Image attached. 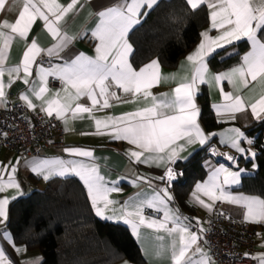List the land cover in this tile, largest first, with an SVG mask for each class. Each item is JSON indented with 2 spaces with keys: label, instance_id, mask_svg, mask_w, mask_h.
I'll list each match as a JSON object with an SVG mask.
<instances>
[{
  "label": "snow or ice",
  "instance_id": "obj_1",
  "mask_svg": "<svg viewBox=\"0 0 264 264\" xmlns=\"http://www.w3.org/2000/svg\"><path fill=\"white\" fill-rule=\"evenodd\" d=\"M22 10L18 12L14 21L7 18L0 20V106H6L5 88L10 87L15 79H23V83L30 85L29 77L32 76L33 65L41 52L46 51L49 57L59 54L68 47L75 36H70L61 28V22L65 17L76 10L80 0H70L67 5L59 3V0H20ZM187 5L195 11L202 5L209 10L210 29L218 35L211 36L209 31L201 34L202 41L197 49L187 56L186 60L191 69V76L181 78L178 86L174 89L171 97L165 94L158 98L151 92L154 86H158L162 80L160 62L154 59L137 70L130 62L133 52L132 44L129 43V33L140 25L142 19L147 16L159 0H124L116 6L108 7L98 12V23L92 31V36L99 42L95 48L96 55L90 57L84 54L77 55L64 65H57L45 69L39 66L40 86L30 85V93L36 99L44 100L48 92L47 80L49 76L59 79L64 87L60 93H55V99H48L41 106V110L47 115L65 119L71 111L73 118L77 114L91 113L97 105L100 109L111 107V100H120L117 90L132 97L151 98V104L135 111L125 113L118 117L105 116L104 118L92 117L95 121L97 132L95 134H107L113 139L124 140L134 145L137 150L128 153L136 163L168 165L165 175L159 177L171 183L177 178L174 165L181 159L180 153L185 145L199 143L204 145L211 135L206 134L198 123L200 109L196 104V96L200 85H219L227 81L233 85V92H224L222 104L214 105L218 117H227L234 120L237 113L246 111L249 107L251 114L257 120H264V0H186ZM83 5H81L82 7ZM13 10L9 0H0V13ZM143 12V16H142ZM37 19L43 21L47 32L55 40V43L42 49L34 39L26 46L21 64L14 67H5L10 48L17 38L27 40L29 32ZM245 40L250 44L251 50L242 57V61L224 73H212L208 67V57L217 49H225L237 41ZM225 52V54H226ZM8 74L5 83L3 77ZM23 73V77H21ZM249 78L261 85V95L255 102L247 103L239 94L240 86L247 88ZM82 97L91 101V107L76 103ZM102 98V100L100 99ZM21 99L29 108L35 110L36 105L30 99L29 94H24ZM67 123V120H65ZM230 136L222 142L241 154L250 152L251 158L256 153L241 146V141L252 145L250 139L239 128L229 129ZM184 141V144H180ZM70 155L79 157H92L91 151L81 149H67ZM213 154L216 150L213 149ZM235 162L233 156L225 157ZM18 163V162H17ZM32 171L48 180L53 176H75L83 183L87 196L95 211V214L103 220L124 223L131 227L133 233L139 238L140 228L145 226L157 232L163 231L171 238L168 248L172 264H214L200 246L204 229L200 232L191 230V225L185 223L186 217H181L179 210L169 207L172 196L167 187L155 192L150 198H137L121 205L119 209L114 207L119 201L110 199V194L119 192L116 187L119 181L109 182L100 175L95 164L84 163L77 160H40L33 161ZM17 169L15 166L0 167V192L7 188L16 189L20 195V184L15 179ZM10 172L7 181L2 179L3 174ZM241 171H231L221 165L213 170L208 181L196 186V193H203L210 201H225L244 207L247 212L245 219L251 222L264 221V199L254 196H234L226 191V187L240 183ZM139 180H150L146 177H138ZM133 184L136 181L132 182ZM196 200L209 211L213 210V203H205L198 195ZM7 198L0 199V223L8 218ZM145 209L162 212V218H149L144 215ZM169 224L172 227H169ZM199 224V221H197ZM4 238L10 239L8 234ZM178 237V242H177ZM158 240H164V236H157ZM206 242V241H205ZM15 246V245H13ZM194 249V251H193ZM18 253L26 249L16 248ZM165 249L161 248L157 255H162ZM191 253V255H190ZM197 257V258H194ZM259 264H264V256L253 257ZM0 264H12V261L0 248ZM28 264H42V258L28 261ZM127 264V262H126Z\"/></svg>",
  "mask_w": 264,
  "mask_h": 264
},
{
  "label": "crops",
  "instance_id": "obj_2",
  "mask_svg": "<svg viewBox=\"0 0 264 264\" xmlns=\"http://www.w3.org/2000/svg\"><path fill=\"white\" fill-rule=\"evenodd\" d=\"M9 2L10 4L13 5V10L7 13H0V20L7 18L9 21H14L17 18L18 12L22 10L20 0H9ZM69 2L70 0H59V3L64 5H67ZM119 3H124V0H80V3L76 6V10L70 12L65 17L64 21L61 22L62 30L64 32H67V34H69L70 36H75L76 38L69 43L68 47L65 48L59 54V56L54 55L52 57H49L46 54V51L40 53V55L37 58L36 64L33 65L32 68L33 74L31 77H29L30 85L34 84L37 88L40 86L39 66H42L45 69L53 68L57 65L62 66L66 62H70L79 54H84L90 57H94L96 55L95 48L97 47L99 42L92 36L91 33L95 29L98 23L97 14L98 12L104 11L108 7L116 6ZM81 5L83 6L81 7ZM142 16H143V12H142ZM205 31H209L210 35L213 37L218 35V33L215 30L210 29V18H209L208 26L202 31V33ZM131 32L129 33V36ZM34 39L37 41L38 45L45 50L51 47L55 43V40L47 32L43 21L37 19L29 32L27 40H22L19 38L14 40L9 51L8 59L5 62V67L6 68L14 67L21 64L23 54L26 50V46L30 44L31 41ZM201 41H202V36L200 41L197 43V45L184 58L181 59L177 68L168 69L160 64L162 80L158 86H154L151 89V92L154 95H156L158 98H162L165 94L171 97L174 89L178 86L181 78L184 76H189V77L191 76V69L186 58L197 49ZM129 43H131L130 40ZM219 50L220 49H217L216 52ZM133 52H134V48H133ZM214 53H212L208 57V59ZM132 54L129 58L130 62H131ZM208 67L212 73H217V74L227 72L233 68L232 67L230 69L218 73L213 71V69L209 66V64ZM21 77H23V73H21ZM52 78H56V77L54 76L48 77L47 88L49 91L45 93L44 100L42 101L36 99L35 96L31 95L30 85L24 84L22 78L15 79V77H13L14 82L11 84L10 87L5 88L6 101H7L6 106H1V107H8L9 105H11L16 101H21L27 106L25 101L21 99V96L24 94H29L30 99H32L33 103L36 105V108L35 110H33L32 108H29L28 106L27 107L34 112H40L46 114L44 111L41 110V106L45 103V101H47L48 99H55L56 98L55 93L57 92L60 93L61 98L64 96V92L62 91L64 85H62L61 87L52 86L50 84ZM8 79H9L8 74L5 73L3 77V81L7 83ZM204 86H206L208 90L212 109L215 113V116L218 122L223 124V127L213 132H207L203 127L199 116L198 123L200 124L204 132L206 134H215V135H211L208 142L204 145H201L199 143L185 145L184 150L180 153L181 159H178L176 164L179 163L180 161L187 160L194 152L206 146L213 139H216L217 142L216 145L213 147L215 149L220 150L224 155L233 156L235 158V162L229 164L213 158L207 159L204 163L205 168L207 170V176L203 181L198 182L194 186L193 190L190 192L187 198V202L194 210V213L182 214L179 211V214L181 217L187 218V220L184 222L189 223L191 225L192 231L199 233L201 227L204 230L207 229L208 222L210 221L216 209H222L228 211L234 219L242 220L248 223L257 231V237L255 241V256L256 257L264 256V221L261 222L248 221L245 219L247 210L241 205L231 204L222 200L212 202L203 193H196V186L198 184L206 183L213 170L223 165L229 168V170L231 171H241L240 183L237 185L226 187V191L230 192L234 196H253V195H247L233 191L234 189L238 188L241 185L243 177L249 174L247 170H245L240 166L239 159L241 158L253 159L251 158L250 152L241 154L237 152L235 149L229 147L227 144L223 143L222 141L227 140L228 137L231 135L229 129L239 128L242 132L245 133L244 128L248 127L249 125H251L252 123L258 120L255 119L251 114L250 107L244 112L237 113L234 120L227 119V117H218L214 105L224 103L223 95L221 93V87L223 88L224 92H233V85L229 84L227 81H223L219 85L202 84L199 87L197 96L201 93ZM261 91L262 89L259 83V78L257 81H252L251 78H249L248 87L244 88L240 86L239 94L243 96V98L247 103L250 104L252 102H255L257 99H259L261 95ZM117 94L120 96V100L119 101L111 100L110 101L111 107L109 108L100 109V106L97 105L96 108L91 113V115L89 113H81V114H77V116L73 118L71 111H69L66 114L65 119L58 118L61 121L62 126L64 127L67 133V145L65 148L59 150L58 152L45 150L41 153L39 157H29L26 161H20L17 158V156L4 150L3 148H0V167L3 166L16 167L17 171L15 173V179L20 184V191L23 192V195H20L19 192L14 188H7L4 192H0V199L7 198L9 200V203L7 205L8 217H9V208L12 201L26 195L28 192H32L34 190H43L46 186V182L50 181L51 179L77 178L79 180L78 177L71 175L66 177L53 176L48 180H44L43 176L37 175L35 172L32 171L31 164L33 161L63 159V160H77V161H82L84 163L95 164L99 169L100 175H102L105 178V180L109 182V186H113L111 182L119 181V183L115 186L119 187L121 191L113 192L110 194L109 197L110 199L120 202L119 204L114 206L117 209H119L121 205H125L129 201H133L138 197L150 198L155 192L161 190L163 180L159 179V177L163 175L165 168L168 165L161 164L160 166H156V164H152L151 166H149L148 164L136 163L128 155L130 151L137 150L134 145H131L124 140L113 139L110 135L107 134H95L97 132V129L95 126V121L92 117L101 118V119L104 118L105 116L118 117L125 113L135 111L138 108H142L146 105L151 104V98H148L147 100L143 99L142 97L134 98L130 94H124L122 90H117ZM197 96H196V104L200 109L199 104L197 102ZM100 99L102 100V98ZM76 103L91 107V101L87 97H82L79 101L75 102L73 104V108L76 106ZM52 116H55V113H53ZM65 120H67V123H65ZM179 143L184 144V141H180ZM241 146L244 147L245 149H250L251 152L256 153L253 144L248 145L246 141H241ZM67 149H81L85 151H91L93 155L92 157L73 156L66 151ZM176 164L174 166H176ZM9 174L10 172L4 173L2 179L4 181H7ZM138 177H146L148 178V180L151 181V183L149 184L146 180H139L137 179ZM133 181H136V183L133 184L132 183ZM169 193L172 196V200L169 201V207L172 208L173 210H176L177 208L173 204L172 191L169 190ZM194 194L198 195L200 199H203L205 203H213L214 204L213 210L209 211L207 208L199 204ZM254 197H258V196H254ZM147 210L154 211L152 209H145L144 215L146 217L162 218L163 216L162 212H156V211H154L156 214L155 216L147 215L146 214ZM98 218L101 219L100 217ZM197 221H199V224H197ZM110 222L116 223L113 221ZM7 223H8V218L6 221L0 223V248L4 250L5 254L12 261V264H28V261L33 260L37 257L42 258L43 261V255L39 250H28L27 247L24 245L13 246L14 244L12 242V235L8 229ZM119 224H123L127 226L130 229V231L133 233L130 226L122 222H120ZM169 227H172V225L169 224ZM5 233L10 236V239L4 238L3 234ZM133 235L135 236V239L141 249L143 257L146 260L145 264H172L170 259V251H168V248L171 243V238L167 237L166 233H164L163 231L157 232L153 229H149L145 226H142L140 228L139 238L134 233ZM157 236H164L165 239L162 241L158 240ZM177 242H178V237H177ZM199 246L210 256V250L207 243L203 239V233H202V239L199 242ZM16 248L26 249V251L23 253H18L16 251ZM161 248L165 249V251L163 252L162 255H157V252ZM126 262L127 264H133L128 261H123L118 264H126ZM214 264L216 263L214 262Z\"/></svg>",
  "mask_w": 264,
  "mask_h": 264
},
{
  "label": "trees",
  "instance_id": "obj_3",
  "mask_svg": "<svg viewBox=\"0 0 264 264\" xmlns=\"http://www.w3.org/2000/svg\"><path fill=\"white\" fill-rule=\"evenodd\" d=\"M209 24L205 5L193 11L186 0H160L148 12L141 24L129 36L134 52L133 67L139 69L158 59L168 69L179 62L200 41L202 31ZM250 50L247 41H239L214 53L208 64L215 72H222L241 63ZM226 52V54H225ZM200 120L207 132L223 127L212 109L206 86L197 96ZM254 141V159H239L249 174L234 189L264 199V120L244 128ZM213 139L194 152L187 160L176 164L184 176L172 188L173 204L180 213L193 214L187 198L194 186L205 179V161L216 159L209 153L216 145ZM14 245L39 250L42 264H118L128 261L145 264L141 249L130 229L119 223L99 219L91 206L85 187L77 178H54L43 190H34L12 201L7 223Z\"/></svg>",
  "mask_w": 264,
  "mask_h": 264
},
{
  "label": "built area",
  "instance_id": "obj_4",
  "mask_svg": "<svg viewBox=\"0 0 264 264\" xmlns=\"http://www.w3.org/2000/svg\"><path fill=\"white\" fill-rule=\"evenodd\" d=\"M52 86L61 87L63 83L52 78ZM67 145V133L61 121L55 116L30 110L23 102L16 101L8 107L0 106V148L17 156L20 161L29 157H39L43 151L58 152ZM217 160L232 164L220 150L213 154ZM229 156V155H227ZM179 173L170 184L163 180L162 188L172 190L174 184L183 178L184 171L177 166ZM165 175V171L162 176ZM155 216V212L146 211ZM257 231L248 223L234 219L228 211L216 209L207 229L203 233L212 260L216 264H259L255 256Z\"/></svg>",
  "mask_w": 264,
  "mask_h": 264
}]
</instances>
